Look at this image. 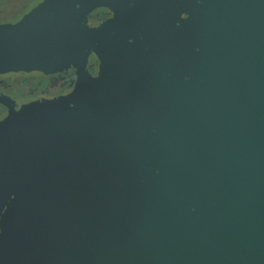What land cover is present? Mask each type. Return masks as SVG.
I'll list each match as a JSON object with an SVG mask.
<instances>
[{
    "label": "water",
    "instance_id": "water-1",
    "mask_svg": "<svg viewBox=\"0 0 264 264\" xmlns=\"http://www.w3.org/2000/svg\"><path fill=\"white\" fill-rule=\"evenodd\" d=\"M68 69L0 115V264H264V0L0 21V73Z\"/></svg>",
    "mask_w": 264,
    "mask_h": 264
},
{
    "label": "flooded vegetation",
    "instance_id": "flooded-vegetation-1",
    "mask_svg": "<svg viewBox=\"0 0 264 264\" xmlns=\"http://www.w3.org/2000/svg\"><path fill=\"white\" fill-rule=\"evenodd\" d=\"M32 0H0V21L20 13ZM105 9L97 7L88 13V18H100ZM72 69L56 71L44 75L31 72L0 73V115L11 100L41 92H59L69 83Z\"/></svg>",
    "mask_w": 264,
    "mask_h": 264
}]
</instances>
